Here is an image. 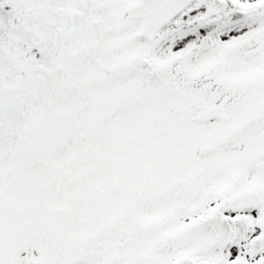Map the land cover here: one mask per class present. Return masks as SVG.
Instances as JSON below:
<instances>
[{"label":"snow or ice","instance_id":"6c2138e0","mask_svg":"<svg viewBox=\"0 0 264 264\" xmlns=\"http://www.w3.org/2000/svg\"><path fill=\"white\" fill-rule=\"evenodd\" d=\"M0 264H264V0H0Z\"/></svg>","mask_w":264,"mask_h":264}]
</instances>
